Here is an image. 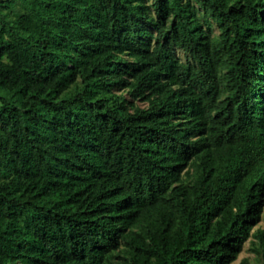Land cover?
<instances>
[{
	"label": "trees",
	"instance_id": "trees-1",
	"mask_svg": "<svg viewBox=\"0 0 264 264\" xmlns=\"http://www.w3.org/2000/svg\"><path fill=\"white\" fill-rule=\"evenodd\" d=\"M0 89V264H264V0H0Z\"/></svg>",
	"mask_w": 264,
	"mask_h": 264
},
{
	"label": "rangeland",
	"instance_id": "rangeland-1",
	"mask_svg": "<svg viewBox=\"0 0 264 264\" xmlns=\"http://www.w3.org/2000/svg\"><path fill=\"white\" fill-rule=\"evenodd\" d=\"M2 93L4 92L0 89V94ZM256 229L264 230V202L262 205L260 217L257 222L253 225L251 231L254 232ZM257 241L258 240L255 237L248 238L245 244L243 245L242 249L236 254V257L231 264H240L242 261H246L249 264H254L256 259L254 247Z\"/></svg>",
	"mask_w": 264,
	"mask_h": 264
}]
</instances>
